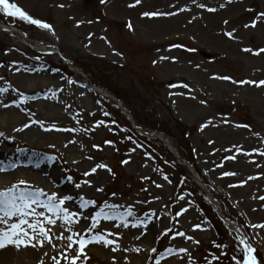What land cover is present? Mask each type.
<instances>
[{"label":"rangeland","instance_id":"rangeland-1","mask_svg":"<svg viewBox=\"0 0 264 264\" xmlns=\"http://www.w3.org/2000/svg\"><path fill=\"white\" fill-rule=\"evenodd\" d=\"M8 2L51 26L0 10V24L12 28L0 29V120L8 124L0 139L9 157L31 156L26 165L40 169L45 183L24 180L32 188L52 193L59 182L75 199L96 202L80 210L76 232L103 203L132 213L127 225L101 219L93 231L118 232L108 237L116 243L87 244L88 259L77 264H242L244 247L218 211L264 264V227H252L264 224V85L236 83L264 79V51H242L264 49V17L256 15L264 0ZM148 12L156 15H142ZM99 164L107 168L84 175ZM20 168L16 162L6 171ZM136 220L144 223L133 226ZM53 243L61 248L12 246L2 264H53L66 240Z\"/></svg>","mask_w":264,"mask_h":264},{"label":"snow or ice","instance_id":"snow-or-ice-1","mask_svg":"<svg viewBox=\"0 0 264 264\" xmlns=\"http://www.w3.org/2000/svg\"><path fill=\"white\" fill-rule=\"evenodd\" d=\"M103 2V0H101ZM138 2V0H136ZM0 10H2L6 15H11L13 17H18L21 20L30 22L42 29L51 30V26L39 19L31 18L24 11H22L16 4H10L8 0H0ZM142 15L153 16L156 13L148 12L142 13ZM257 18L264 17V13H257ZM258 20L253 19L249 24H245L244 27L255 26ZM79 23V22H77ZM129 27H131L129 25ZM235 31V29H233ZM91 35V33H89ZM226 36L231 37V32H226ZM242 51H264V49L250 50L242 49ZM167 59V58H162ZM171 59L175 60V57ZM155 63V61H153ZM219 79L230 80L228 76L219 77ZM239 84H257L264 85V79L259 81H237ZM184 87H188L184 85ZM15 91V89H13ZM5 92L4 88H0V93ZM25 96L20 95V100L23 101ZM204 103V101H201ZM25 124L23 127H27ZM49 127H55L50 125ZM204 127V125H201ZM17 129H14V131ZM71 131H74L72 129ZM3 136V133H0ZM11 140V137H8ZM106 144L111 143L110 141H105ZM211 143V141H210ZM93 147H99L98 145H93ZM237 151H242L237 148ZM252 152H257V149H251ZM264 155V153H261ZM90 159V157H89ZM75 163V161H73ZM126 161H121L125 163ZM14 167V166H13ZM97 167L107 168L105 164H99L89 169L84 175H89L90 172H95ZM0 168V171H3ZM226 175V173H225ZM71 180V178H69ZM83 183L90 184L91 181H84ZM242 183V182H241ZM23 186V187H21ZM75 187L79 189L81 187L80 183L75 184ZM97 191L102 189L97 188ZM113 195H115L113 193ZM73 196L71 194H65L58 196L56 192L45 193L40 188H32L28 181L20 180L13 183L11 186L4 189H0V249H4L7 246H14L16 249H20L25 246L32 248L43 247L45 243L53 248H61V245L54 244V240H66V245L63 246L62 251H57L56 255L52 257L53 264H61V259H63L64 264H77V262L83 258L87 260L88 257L83 255L85 247L89 243H102L105 247L109 244H115V241L110 240L108 237L112 235L119 236V233H113L108 229H103L101 231H93L96 229L97 224L101 219L110 220L114 219L117 222L123 221L125 225L129 222L125 221L126 216H131L132 213L129 209L125 208L123 212L117 210V205L103 203L99 208L90 215V223L84 228L83 232H76L73 230V225L76 224L81 218H84L80 214L81 209H85L90 205H94L96 202L93 199H86L84 196H79V208L77 211H71L70 205L66 202L72 201ZM261 199H264L262 197ZM39 209V210H38ZM107 209V211H105ZM184 209H180L176 213L177 216L183 212ZM143 221L136 220L133 226H138L143 224ZM200 225H193V228H199ZM252 227H264L262 225H252ZM167 231V230H166ZM87 233V235H85ZM164 233H161L163 235ZM176 235L183 236V233H176ZM187 240H192L191 237H184ZM240 243L244 246L243 261L242 264H256V257L252 255L254 251L253 248L247 245L244 240L237 237ZM193 243H198V241H193ZM222 247V246H221ZM115 251L116 248L111 249ZM149 251L154 252L155 249H150ZM179 252H186V248H179ZM74 253V254H73ZM114 260L115 257H112ZM127 259V257H125ZM191 259V257H190ZM233 260H237L234 256ZM37 264H42V261H37ZM237 264L241 262L237 261Z\"/></svg>","mask_w":264,"mask_h":264},{"label":"bare ground","instance_id":"bare-ground-1","mask_svg":"<svg viewBox=\"0 0 264 264\" xmlns=\"http://www.w3.org/2000/svg\"><path fill=\"white\" fill-rule=\"evenodd\" d=\"M1 30H7V29H1ZM38 51L42 52V53H54L51 52L50 48L48 47H44L43 45H40V47H36ZM57 49V48H56ZM23 90H27V91H23V95H25V97L27 98L29 95V92L31 91L30 87L27 88H23ZM8 124L4 121L0 120V133H5L7 130ZM20 136V135H19ZM33 145L35 146H39L40 148H46L47 144L43 143V142H33ZM16 148V147H15ZM8 149L7 147L4 145V141L0 139V168H3V171H0V189H4L6 187L11 186L14 182H16L17 180H30V181H34L37 184L43 186L45 183L43 181V179L40 178V169H35L32 167H29V164L26 165V161H28V159L31 157L30 155H23V154H18V153H12L13 156L9 157L8 154ZM11 155V154H10ZM23 157V158H19L17 159L16 157ZM29 156V157H28ZM34 160H39V159H35ZM40 161V160H39ZM16 162H20L21 166L23 168L18 169V173L13 170L11 172L6 171V169H13V166ZM47 169V168H46ZM50 174L55 171V167L54 166H50ZM52 175V174H51ZM53 178V175L51 176ZM21 178V179H19ZM51 180V178H50ZM56 182V181H55ZM57 188L52 187V192H56L58 194V196L60 195H65V194H71L70 193V189L68 187V185H65L63 183H59L57 182V184H55ZM48 190V189H47ZM74 202H76V206L79 207V199H75L73 197L72 199ZM11 245L7 246L4 249H0V264L4 263L7 261V259L10 257V252H11Z\"/></svg>","mask_w":264,"mask_h":264},{"label":"water","instance_id":"water-1","mask_svg":"<svg viewBox=\"0 0 264 264\" xmlns=\"http://www.w3.org/2000/svg\"><path fill=\"white\" fill-rule=\"evenodd\" d=\"M3 28H5V26L0 25V29H3ZM114 101H117V100L114 99ZM117 105L120 107L121 112L124 113V114H126L125 111H124V109L121 107L120 102L117 101ZM168 149H169V148H168ZM169 150L172 152L171 149H169ZM172 153L174 154L175 158H176L178 161H181L182 165H184L185 167H187V168H188V171L192 173V171H191V169L188 167L187 163L184 162V161H182L181 158H179L174 152H172ZM193 178H194V177H193ZM194 179H195V178H194ZM196 180H197V179H196ZM218 215H219V213H218ZM223 221H224V223H225L226 225H229V222H228V221H226V220H223ZM234 233H235V235H236L237 237H240V238H242V239L244 240V238L240 235V233H239L237 230H234ZM244 242H245V240H244ZM245 243H246V242H245ZM246 244H247V243H246Z\"/></svg>","mask_w":264,"mask_h":264},{"label":"trees","instance_id":"trees-1","mask_svg":"<svg viewBox=\"0 0 264 264\" xmlns=\"http://www.w3.org/2000/svg\"><path fill=\"white\" fill-rule=\"evenodd\" d=\"M224 216H226V219H228L229 221L234 222L233 219L231 217H229L228 215L224 214Z\"/></svg>","mask_w":264,"mask_h":264}]
</instances>
